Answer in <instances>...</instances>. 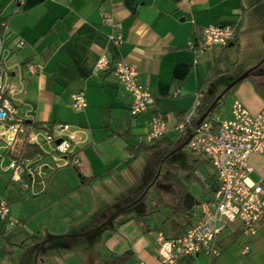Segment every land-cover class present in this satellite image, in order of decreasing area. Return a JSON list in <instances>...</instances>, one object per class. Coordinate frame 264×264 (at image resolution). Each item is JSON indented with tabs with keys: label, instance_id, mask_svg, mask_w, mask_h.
<instances>
[{
	"label": "crops",
	"instance_id": "1",
	"mask_svg": "<svg viewBox=\"0 0 264 264\" xmlns=\"http://www.w3.org/2000/svg\"><path fill=\"white\" fill-rule=\"evenodd\" d=\"M104 17L118 22L119 27L105 23ZM2 21L7 23L3 41L11 48L8 64L15 88L12 103L16 115L41 125L33 127L34 130L64 122L70 124L76 134V143L65 162L58 164L50 154V161H45L47 156H44L47 165L42 171L43 190L33 195L44 196L36 200L30 198L29 192H23L19 183L16 186V181L10 178L8 163L2 162L5 154L9 156L5 141L10 134L0 123V201H7L8 216L18 220V223L10 224L7 219L2 223L0 218V260L8 254L14 255V263L23 260L25 254L34 255L46 236L63 232L61 224L68 218L67 215L70 217L67 213L72 204L67 199L69 193L86 183L111 178L139 151H149L151 155L166 147L165 142L158 141L152 142L157 145L152 150L140 146V143H149L144 139L151 116L164 118L170 128L164 137L166 142H177L180 133L173 129L174 125L193 106L196 96L201 94V97L205 92L216 95L224 88L230 80L224 76L236 65L234 53L224 54L215 48L195 56L190 43L200 38L204 26H234L233 40L238 47L236 54L242 47L256 49L247 54L255 59L247 61L238 73L264 56V0H0V23ZM110 36H119V42ZM18 40L23 41L19 47L16 46ZM100 55H105L110 62L124 59L136 67V80L152 97L147 112L134 116L129 114L130 94L113 70L95 68ZM26 62L38 64L39 69L35 73L26 72ZM213 67L221 72L211 78ZM255 77L257 83H264V75ZM256 85L251 78L235 83L229 92L230 102L239 99L248 111L257 112L264 107V86ZM174 90H177L176 95L172 94ZM76 92L83 93L86 103L78 109L71 106V96ZM230 105L225 113H217L216 120L230 116ZM173 133H177V137L173 138ZM151 162L147 170L149 175L154 166H150ZM248 162L251 166L249 177L259 181L264 188V155L252 153ZM77 173L82 176V181ZM211 175H214L213 167L207 175L199 174L204 188H190L195 198L210 199L215 185L211 192H207L206 176ZM44 178L47 180L45 183ZM138 183L143 186L141 179ZM16 201V207L12 208L10 204H16ZM164 202L170 204L174 200L168 195ZM115 203L126 204L119 198H115ZM161 205L154 209L152 206L150 212L139 209L122 216L116 215L112 220L113 226L103 235L105 256L102 263L105 264L103 260L111 253L118 255L129 251L125 264L134 261L160 264L154 256L157 229L167 224L169 231L161 228L171 236L183 231V228L171 227L170 218L174 216L170 207ZM47 208L51 213L46 217L48 221L43 222H49L55 228L44 229L31 222L37 213ZM113 209L114 205H109L97 217V222L106 218ZM137 214L148 215L151 225L136 219L134 216ZM196 216L198 214H194L193 218ZM178 219L181 223L185 222L183 217ZM262 221L264 218L257 225ZM83 228L86 227L77 230ZM31 235L39 238V242L21 246ZM63 237L69 246L70 238L75 236ZM8 245L10 248L6 249ZM18 253L22 254L21 257ZM189 257L212 259L202 253L184 255L176 264H186ZM4 261L13 264L9 260ZM23 262L31 264L30 259Z\"/></svg>",
	"mask_w": 264,
	"mask_h": 264
},
{
	"label": "built area",
	"instance_id": "2",
	"mask_svg": "<svg viewBox=\"0 0 264 264\" xmlns=\"http://www.w3.org/2000/svg\"><path fill=\"white\" fill-rule=\"evenodd\" d=\"M103 19L112 27H119V23L114 22L110 17ZM6 27V21H2L0 23V123L5 125L10 134L5 141V150L10 156L7 167L11 171V180L18 182L23 192L37 195L43 190L41 169L47 163L43 160L44 157L36 160L19 159V143L28 141L37 144L45 155L50 154L54 161L62 164L66 156L72 152L76 143V134L71 125L64 122H56L37 130L32 128L27 131L23 127V119L16 115L12 103L15 88L10 79L11 67L8 64L11 48L3 41V30ZM234 36L235 27L232 25L209 24L202 28L200 38L191 42L190 47L195 56H198L227 45ZM114 40L119 42V36ZM22 44L23 41L18 40L16 46ZM95 68L113 70L118 81L130 94L131 101L128 105L130 115H138L149 110L152 103L151 94L136 80L137 69L133 64L124 59L110 62L105 55H100ZM24 69L28 73H35L39 66L26 62ZM172 94L176 95L177 90ZM200 95L196 96L193 106L184 112L174 125V130L182 132L194 119ZM85 104L82 92L72 94V108L78 109ZM148 125L146 133L148 142L162 138L170 129L166 120L157 115L151 116ZM43 143L48 145V150L43 148ZM186 146L208 158L216 175V184L210 199L201 201L199 217L180 235L167 237L163 231H156L157 248L154 256L160 264H175L184 254L202 253L209 257L216 256L219 253L216 246L217 237L227 223L237 221L242 233L252 235L259 220L264 218V188L259 181L249 177L251 166L248 162V157L252 153L264 155V107L252 113L235 98L230 105V116L220 119L216 126L205 119L192 126ZM0 218L7 219L10 224L18 223L17 219L8 216V203L4 199L0 201ZM132 264H143V262L134 261Z\"/></svg>",
	"mask_w": 264,
	"mask_h": 264
},
{
	"label": "rangeland",
	"instance_id": "3",
	"mask_svg": "<svg viewBox=\"0 0 264 264\" xmlns=\"http://www.w3.org/2000/svg\"><path fill=\"white\" fill-rule=\"evenodd\" d=\"M237 50L238 47H235L234 52H237ZM255 50L256 49L253 47H242L238 54L235 53L234 61L236 65H233V69L230 70L231 72L226 73L224 78L231 80L232 78L239 75L242 72L241 71L238 73L239 69L245 67V63L247 61L255 59L251 55H247L254 52ZM262 57L264 56L257 58V60H255L252 65L257 63ZM224 58L226 57H223V59ZM230 101V93L223 96L218 107V112L225 113L228 110L229 105L232 103ZM172 137H177V133H173ZM144 140L147 141L146 138ZM42 146L48 150L46 143H43ZM174 148H171L166 154H164L161 159L164 162L160 163V165H176L179 172V177L184 178L188 172V163L191 162V159L196 153L190 150L186 145H184L179 150L174 151ZM45 156H47L45 161H50V157L47 154ZM9 159L10 156L5 154L3 156L2 162L6 164L8 163ZM150 161H152L150 165L151 167L152 164H157L158 160L156 153L152 152L150 155L149 151H139L134 157L130 159L129 163H126L127 166L126 164L121 165L120 171L116 172V174L111 176V178L109 177L104 180H97L95 183H86L80 186L79 189L73 190L71 193H69V198H67L70 202H72V204H70L71 209L67 211V213L70 214V217L67 215L66 217L68 218L64 219V222H62L63 224H61L63 232H56L55 234L46 236L45 238H50L55 235H70L92 229L105 220L104 218L97 222V217L100 214H103V211L108 208L109 205H114L115 207L111 213L117 208L123 206L120 205V203H115V198H119L120 201H125L128 203L142 195L141 198L133 205L120 211L117 214L119 216L127 214L131 211H138L139 209L145 212L149 211V209H154L159 197V193L162 194L163 200L168 197V194L160 191V189L158 191L156 188H159L160 184L154 182V180H150V176L147 171ZM211 168V163L207 162L204 166L197 167L195 174L198 177H200L199 174L207 175V172H209ZM44 169L45 167H42L41 176L43 175L42 171ZM154 170L155 167L153 166V172ZM140 179L143 184L148 183L145 188L139 186L138 180ZM43 181L44 183L47 182L46 178H44ZM16 186L18 187V182H16ZM200 187L201 185L198 182L192 183L190 186V188L193 190L197 188L200 189ZM118 189H120L121 192H119ZM29 196H31L30 198L32 199L38 200L44 195L40 194L39 196H33L29 194ZM58 196H60V194H58ZM52 199L55 200L54 198ZM17 203L18 202L16 201V204L13 202L10 205L12 208H15ZM158 206L161 207L162 205L159 204ZM50 213L51 212L49 208L44 209L43 211L37 213V215L31 219V222L37 227L43 226L44 229L55 228V226H51L49 222H43L48 221L46 217H48ZM140 219L145 225L151 223L149 221L148 215H142ZM56 221L58 222L61 220ZM1 222L4 223L6 220L1 219ZM76 222L78 223L77 225ZM237 224V221L229 222L227 223L229 228L227 227L228 229L221 231L216 243L217 249L219 251L217 256L212 257V259H209V261L205 258L202 259L201 257H196L192 259L190 264H264V221L259 224L260 227L256 225V231L252 235H246L242 233L241 230L238 229ZM111 226H113V221H110L107 225L90 234L70 238L71 244L69 246L64 241L65 237L48 239L46 243H44L43 248L40 249L36 255L34 254L31 256L29 254H25L24 259L22 258L23 260H19L18 263H14V255L8 254V256L2 257L0 264H4V260H9L10 263L13 264H23L27 263L23 262L26 259H30L31 264H96L97 261L98 264H103L102 257L105 256V249L102 244L104 237L103 235L105 232H107V230L110 229ZM82 227L86 228H83L81 231L77 230V228ZM162 227L165 232L169 231V225L165 224ZM152 233H154V230H152ZM2 242L3 241L1 240V243ZM9 248V245L8 247L6 246V249ZM21 255V253H18V257H21Z\"/></svg>",
	"mask_w": 264,
	"mask_h": 264
},
{
	"label": "trees",
	"instance_id": "4",
	"mask_svg": "<svg viewBox=\"0 0 264 264\" xmlns=\"http://www.w3.org/2000/svg\"><path fill=\"white\" fill-rule=\"evenodd\" d=\"M235 45H236L235 41L232 40L231 45L227 44L223 47H220L219 50L221 51V53H224V54H228V53H234L235 54L236 53V52H234V49L236 47ZM233 60H235V57ZM220 72H221V70H219L216 67L215 68L213 67V70L211 71L210 77L211 78L215 77ZM257 75H264V63H262L259 67H257L253 71H251L246 76V78H251L257 84L256 86H260V85L264 86V83H262V82L258 81V83H257V80L255 79L256 78L255 76H257ZM230 91H231V88L229 90H227L223 94V96L227 95ZM215 96L216 95H214V94H210V93L205 92L200 97L199 104L196 107V115H195L194 119L191 120L190 124L188 126H186V128L182 132H179L180 137H179L177 142H175V141L166 142V139L164 138L165 136H163L162 138H160L158 140H155L158 142H165L166 147L163 150L154 151L157 154V160L158 161H157V164L154 165V167H155L154 172L152 171V173L149 175L150 180H154V182L159 183L160 184L159 188H156V189L158 191L160 189V191L167 193L171 198H173L174 203L169 204V203L164 202L162 194L159 193L158 200H157L154 207L155 208L158 207L159 204H167L170 207L171 215L174 216V218H172L171 215L169 216V218L171 217L170 222H171L172 228H176V226H177L179 228H183L182 230L184 231L190 224H192L199 217L200 210L199 211L197 210V206H199L201 201H203V200H200L199 198H195V196L193 195V193L190 190V186L192 183L198 182L201 185L202 189L204 188L203 179H201L200 177H198L195 174V170L199 166H204L205 163L209 162V160L202 153L195 152L196 153L195 156L191 159V162L188 163V166H187L188 172L186 173L184 178H181V177H179V172L177 170L176 165H172V164H168L166 166H164L163 164L160 165V163L164 162L161 159L164 156V154H166L171 148L176 147L190 133L191 127L196 124L197 118L203 112H205V110H207V108L209 107V105L211 104V102L213 101ZM222 97L213 105V107L208 112V115L204 118L205 120L209 121L213 126H216L218 124V121H219V120H216L215 117L218 113V107L220 105V101H221ZM22 125L27 131L32 129L33 127H40L41 126L39 123L28 122L26 120H22ZM17 144L18 143H16V145ZM19 146H20L19 159H21V160H24V159L36 160L38 158H42L45 156V153L40 148V146H38L37 144L30 143L28 141H23L21 144L19 143ZM140 146L143 149L152 150L157 145H154V144H152V142H149L148 144L140 143ZM157 170L159 171V173L156 175ZM206 178L208 180L207 192H211V188H213V186L216 184L215 172H214V175L206 176ZM147 184L148 183L143 184L142 187L145 188ZM151 186H152V184H151ZM204 200H207V199H204ZM125 203H127V202H125ZM194 214H198V216L193 218ZM142 215H145V214H137L134 217L136 219H138V218H141ZM179 217H183L185 219V222L181 223L180 221H178ZM138 222H139L140 226L143 228V225L140 223V221H138ZM161 227H159V229L156 228L157 231L158 230L163 231ZM165 235L167 237L178 236V235H172L171 236V235H167V234H165ZM38 242H39V238H37L34 235H31L27 240H24L21 243V246H29V245L31 246L33 244H37ZM184 255H187V254H184ZM184 255L180 256L176 263H178L182 259L181 257H183ZM129 256H130L129 251H126V252H124L122 254H118V255L111 253L103 261L105 264H125V262L129 258ZM188 256H195V255H188ZM212 257H215V256H210V258H212ZM191 261H192V258L189 257L187 259L186 264H189Z\"/></svg>",
	"mask_w": 264,
	"mask_h": 264
},
{
	"label": "water",
	"instance_id": "5",
	"mask_svg": "<svg viewBox=\"0 0 264 264\" xmlns=\"http://www.w3.org/2000/svg\"><path fill=\"white\" fill-rule=\"evenodd\" d=\"M228 45H231V42L228 43ZM262 63H264V57H262L256 64L248 67L247 69H245L244 71H242L239 75H237L236 77L232 78L229 82H227L224 86V88L221 89L220 92H218L215 96V98L213 99V101L211 102V104L209 105V107L207 108V110H205V112H203L196 120V124H198L199 122H201L207 115H208V112L210 111V109L213 107V105L223 96V94L229 90L235 83L239 82L240 80L246 78V76L251 72L253 71L254 69H256L257 67H259ZM190 137V133L183 139V141L178 144V146H176L174 148V151L175 150H179L181 149L184 145H186V142L187 140L189 139ZM59 139L56 140V142H58ZM159 172V171H157ZM77 175L79 176L80 178V181L83 180L82 176L77 173ZM142 195L138 196L137 198H135L134 200L124 204L123 206L117 208L116 210H114V212H112L108 217L105 218V220L103 222H101L100 224H98L97 226L93 227L92 229L90 230H87V231H82V232H79V233H75V234H70L71 236H83V235H87V234H90L100 228H102L103 226L107 225L110 221H112L114 219V217L122 210L126 209L127 207L133 205L135 202H137L140 198H141ZM65 235H55V236H52L50 238H45L43 239L40 244L38 245L37 249H36V252L34 253L36 255L38 249L40 248V246H42L48 239H54V238H59V237H63Z\"/></svg>",
	"mask_w": 264,
	"mask_h": 264
},
{
	"label": "flooded vegetation",
	"instance_id": "6",
	"mask_svg": "<svg viewBox=\"0 0 264 264\" xmlns=\"http://www.w3.org/2000/svg\"><path fill=\"white\" fill-rule=\"evenodd\" d=\"M159 172H156V175L158 174Z\"/></svg>",
	"mask_w": 264,
	"mask_h": 264
}]
</instances>
